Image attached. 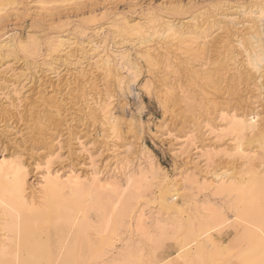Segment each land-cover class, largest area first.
I'll return each instance as SVG.
<instances>
[{
    "label": "rangeland",
    "instance_id": "obj_1",
    "mask_svg": "<svg viewBox=\"0 0 264 264\" xmlns=\"http://www.w3.org/2000/svg\"><path fill=\"white\" fill-rule=\"evenodd\" d=\"M8 2L0 16V158L25 166L26 193L35 197L47 176L122 186L130 177L139 184L118 229L116 249L126 242L133 253L124 263L263 264L248 230L255 227L237 215L252 196L239 193L243 185L218 193L211 181L222 171L247 180V156L254 167L264 163V0ZM168 24L179 32L169 35ZM167 92L177 99L165 112ZM231 114L253 123L239 139L227 130ZM88 214L100 222L98 211ZM29 221L19 244L8 242L19 254L11 264L99 262L57 214ZM62 244L60 253L73 251L67 258L56 256Z\"/></svg>",
    "mask_w": 264,
    "mask_h": 264
},
{
    "label": "bare ground",
    "instance_id": "obj_2",
    "mask_svg": "<svg viewBox=\"0 0 264 264\" xmlns=\"http://www.w3.org/2000/svg\"><path fill=\"white\" fill-rule=\"evenodd\" d=\"M9 4L10 2H8V0H0V16L3 12H5V9ZM260 13L264 15V9H261ZM169 24L164 30L167 29V31L170 33L169 34L167 32V34L174 36L178 29L175 28L176 26L173 27V25ZM132 30L141 35L138 26H135L134 28L132 26ZM178 36L181 37L182 35L179 33ZM185 36L189 37L187 34ZM178 38L177 40H179ZM256 39H258L257 36ZM30 44H32V42ZM23 47H25L28 51L34 50V45L31 46L26 44V46ZM262 47H259L262 54V59H260V62L264 61V48ZM193 49L195 48L193 47ZM213 71L215 72V69ZM215 78L213 79L208 76L205 78V80H207L206 83L208 85L213 84V82L215 83ZM166 91L170 92L171 90L167 89ZM168 92L163 95V99H160V103L165 112L167 111V106H169V103L177 99H173L175 97L170 96L172 91L169 94ZM252 124L253 123L251 122L246 124L245 120L238 118L234 114H231L228 117L227 130L229 133L234 134L236 139H239L242 137L244 131L250 129L253 126ZM259 142L262 146H264V137L260 139ZM247 157L250 159L249 156ZM249 159L247 163L250 165V169L248 168L250 177L247 180L232 179V177L227 174V171L214 172V174L212 173L213 180L211 181V185H214L215 190H217L218 193H229L238 189L239 185H243L244 187L242 190H239V193H248L252 196V205H243L239 209V214L237 215H239V218L243 217L242 219L249 221L247 223H251V225L255 227L254 229L248 227V230H250L251 234L254 235L255 241L257 245H259L258 247L261 251L258 253L262 252V256L264 257V163L257 162L258 164L256 165L259 166V168L256 166L254 167V165H252L250 162L251 159ZM260 166L262 168H260ZM26 180L27 172L25 166H23L20 161H18L16 158H12V156L11 158H0V264H11L10 259L13 261L18 259L16 257H18L19 254L16 249L13 252L7 250L8 242L14 241L16 244H19L16 235H19L20 231L22 232V236L23 234L27 235L29 233L27 232V229L29 228L28 225L30 222V216L36 217V221H38L39 219L47 220L50 215L54 214H57L59 219H64L66 221L67 227L69 229L68 231L72 229V232L79 234L77 247L80 245L83 239L87 241L91 256H93V258L99 259V262L95 264H126V262L130 259L127 261L125 260V263L124 259L128 258L129 255H131V257L133 256V253L129 251L130 247L128 244H126V242L124 246L119 247L118 249H116V242L120 241L118 229L121 226L124 227V223L126 222L125 219L130 215V209H132V206H128L127 200L131 194L129 191L132 190L131 188H134L133 186L135 182H137L135 179L128 177L125 179L126 181L124 180L125 182H123L125 185L122 186L120 183H117V181L113 183L106 182L107 184H103L99 183V180L96 178L92 180L87 178L82 179L79 176L73 174L66 177L65 179H61V177L58 175L47 176L42 186L40 184L41 187L38 189V194L35 197L26 193ZM106 190L108 191L106 192ZM127 193H129L128 197L126 196ZM35 199L38 200L36 201ZM91 208L95 209L101 214L100 222L98 224L92 223L89 219L88 213ZM207 216L208 217L205 218L204 221L200 222V225H202L200 228L205 229L206 231L208 228L205 226L210 223V219H208L209 214ZM218 218L220 219V217ZM143 220L142 212L140 211V213L137 215L135 225L136 230H142L144 227ZM211 225L212 224H210V226ZM178 226L180 227V223ZM212 227L213 226H211V228ZM193 230L194 229L192 228V231ZM191 233L193 234V232ZM204 239L205 241H211L210 234L205 232ZM65 247L66 246L63 244L61 245L57 253L58 255H56L57 257L61 254L60 256H63V258H67L73 252L67 253V251H65L64 253H60L61 249ZM112 250L113 252L109 256L108 254ZM131 263L130 261L129 263L127 262V264Z\"/></svg>",
    "mask_w": 264,
    "mask_h": 264
}]
</instances>
